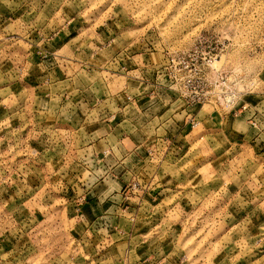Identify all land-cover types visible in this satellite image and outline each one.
I'll use <instances>...</instances> for the list:
<instances>
[{
  "label": "rangeland",
  "instance_id": "rangeland-1",
  "mask_svg": "<svg viewBox=\"0 0 264 264\" xmlns=\"http://www.w3.org/2000/svg\"><path fill=\"white\" fill-rule=\"evenodd\" d=\"M96 2L100 3L102 11L95 16L93 24H86L82 16H77L78 9L66 7L63 10L57 9L51 15L46 11L47 23L53 28L59 23L58 12L73 21L67 26V35L65 31L60 30L58 34L53 33L54 39L40 46L48 53L46 57L39 55L40 47L29 46L28 41L20 38L18 32H9L4 40H0V75L5 77L4 85L0 86V128L3 127V121L11 117L8 119L9 127L0 131V176L4 181L13 182L11 185H5L7 191L2 194L4 200L12 197L13 204L28 203L27 200L21 201L15 196L18 171L22 180L32 189L29 199L41 197L43 193L48 192V186L43 184L41 177L33 171L39 170L41 165L35 164V158L30 157L29 153L45 152L41 139L47 131L41 132V129L67 132L69 127L57 129L58 122L55 120L37 117L29 121L21 114L31 112L35 107L34 99L41 96L39 84L46 73L37 66L42 60L54 63V75L58 82L65 81L74 71L80 69V63L73 59L78 54L71 47L66 48L78 37L88 41L90 45L83 48V71H100L107 78L110 89L120 90L117 108L127 106L125 84L137 86L135 78L129 81L124 77V73H132L139 68L136 57H140V64H156L154 57L159 53L160 56H166L172 64L175 57L170 53L175 51L178 55H183L179 50L187 47L190 42L197 41L199 37L209 36L213 38V55L218 49L228 51L230 70L226 74L227 78L230 79L235 72L238 77L245 79L247 94L244 96V103L256 108L264 98V92L259 88L264 85V0H138L140 3L151 4L152 7L141 9L143 14L134 19L120 15L115 17V22L108 18L103 23L99 21L105 14L119 10V0ZM24 11L0 4L2 28H8L20 21ZM96 11L98 10L94 9V12ZM81 29L85 32L92 29L94 34L82 36ZM129 33L134 35H128ZM96 35L105 45L113 39L127 36L124 40L126 53L117 61L118 67L97 68V62L103 63V57L99 53L92 63H88V59L92 58L93 47L102 46L99 42L91 44ZM28 39L38 43L40 33L34 31ZM28 53H31V57L25 59ZM114 56H120V50H117ZM217 59L219 61L225 57L220 56ZM175 67L180 70L183 66L176 64ZM161 72L165 73L164 80L171 79L165 67L161 66L159 69L154 68L149 74L152 83L160 78ZM13 76L21 78L7 79ZM150 92L151 89L149 95L134 97L136 107L143 109L148 104L151 99ZM169 95L175 99L171 91ZM103 98L101 96V99ZM244 103L239 104L230 114L232 119L236 118V111H240L241 117L244 115ZM169 107H162L157 115L163 116ZM207 107L206 104L195 103L189 107L187 115L194 117ZM183 111L180 110L181 113ZM77 116L81 120L84 119L82 112L78 111ZM211 116L212 123L218 126L219 112L213 109ZM122 123L123 116L119 112L114 119L107 121V125L111 127ZM100 128L101 125L97 122L89 134L98 132ZM210 128L211 125L206 124L203 125V132L195 133L192 120L181 119L164 132L163 140L167 144L166 158L172 163L180 161L179 167L182 170L178 174L169 171L166 175L161 170L160 178L155 183H152L153 178L142 177L150 186L140 195L150 211L144 212V218L138 219L134 228L129 226V230L140 238L132 250L138 258L135 264H264V210L260 208L261 203H264V197L260 196V193H264V183L261 182L264 180V173L260 172L258 164L256 174L250 176L252 184L256 185L255 191L252 184H249L248 190L240 193L235 184L228 183L226 192L222 194L221 190L225 188V184L215 179L212 173L224 165L228 152L226 149H217L211 155L203 154L204 145L201 140ZM17 129H20L18 133L15 131ZM148 139L151 142L145 148H139L137 144V162H141L140 157L147 159L148 149L160 143L157 136ZM229 140L230 146H236L237 154L244 151L246 145L243 134L237 133L230 136ZM248 147L257 158H261L260 163H264V141L259 145L250 142ZM185 164L187 167H184ZM53 171L58 169L54 168ZM119 182L121 191L130 197L121 201V207L129 211H141L140 206L135 203L136 196L128 190V182L123 177ZM50 186L53 189L50 193L51 204L58 211L45 216L42 209L37 207L34 210L36 220L39 224L47 222L54 237L57 235V229L61 228L68 233L71 241L78 242L81 234L75 224V212L72 208L64 207V201L73 193L71 190L68 194L57 193L55 177L50 181ZM228 193H231L230 197L227 196ZM239 196H243L246 201L243 206ZM94 200L93 205L91 201ZM97 203L95 197L88 194L80 205L81 215H87L93 223L100 215L96 209ZM111 206V201L106 202L105 211ZM27 211L25 208V212ZM69 224L72 227H69ZM14 244V240L5 241L4 250L10 251ZM142 246L147 250L145 256L142 255ZM94 247L93 245V249ZM81 250L83 251V248ZM147 255H150V258ZM88 258L89 253L85 251L78 260L88 264Z\"/></svg>",
  "mask_w": 264,
  "mask_h": 264
},
{
  "label": "clouds",
  "instance_id": "clouds-1",
  "mask_svg": "<svg viewBox=\"0 0 264 264\" xmlns=\"http://www.w3.org/2000/svg\"><path fill=\"white\" fill-rule=\"evenodd\" d=\"M0 4L25 10L21 20L14 25L8 28H2L0 25V40H4L9 32H18L20 38L28 41L29 46L37 47L54 39L53 33L58 34L60 30L65 31L67 35V26L73 22L67 15L58 12L59 23L53 28L47 23L46 11L51 15L57 9H78L77 16H82L86 24H93L95 16L102 11L100 3L96 0H0ZM118 7V11L105 14L99 22L103 23L108 18L115 22V17L120 15L134 19L143 14L141 9L147 10L152 5L140 3L138 0H119ZM94 9L98 11L94 12ZM49 29L51 31H48ZM34 31L40 33L38 43L28 39ZM81 34L86 36L94 33L92 29L87 32L81 29ZM126 38L127 36L113 39L105 45L96 35L91 44L99 42L102 46L93 47L92 58L88 59V63H92L99 53L103 57V63L97 62V68L118 67L117 61L126 53ZM212 39L210 36L199 37L197 41H192L187 47L179 50L183 55L173 51L170 53L175 57L172 64L166 56H160L159 53L154 57L156 64H140V57H136L139 68L135 72L124 73V77L129 81L135 78L137 86L125 84L127 106L122 108L116 107V102L120 99L119 89H110L107 78L100 71H83V48L90 46L88 41L78 37L66 46L78 54L73 59L79 62L81 67L65 81L56 80L54 63L42 60L37 66L46 73L39 84L41 96L34 99L35 107L31 112L21 115L29 121L37 117L55 120L58 122L57 129L69 127V131L41 129V132L47 131L41 139L45 152L29 153L30 157L35 158L34 163L41 165L39 170L33 171L41 177V182L48 186V192L43 193L41 197L29 199L32 189L22 180L18 171L15 196L21 201L27 200L28 203L13 204L12 197L4 200L2 194L7 191L5 185H11L13 182L4 181L0 176V264H83L78 257L83 256L85 251L89 253L88 264H135L138 258L132 250L140 238L129 230V226L134 228L136 221L144 218V212L150 211L140 195L150 186L142 177L153 178L152 183H155L160 178L161 170L165 175L169 171L178 174L182 170L179 167L180 161L172 163L166 158L167 144L163 140L164 132L173 127L177 120L191 119L195 133L203 132V125H211L201 140L204 155H211L217 149L227 150L228 156L224 165L212 173L215 179L225 184V188L221 190L222 194L226 192L228 183L235 184L240 193L248 190L249 184H252L250 176L256 174L258 164L260 172L264 173L261 158H257L248 147L250 142L259 145L264 141V98L256 108L244 103V96L247 94L245 79L238 77L235 72L230 79L227 78L226 74L230 70L228 51L218 49L213 55ZM117 50H120V56H114ZM47 54L40 47L39 55L46 57ZM220 56L225 59L218 61L217 57ZM30 57L31 53H28L25 59ZM176 64H181L182 69L177 70ZM161 66L165 67L171 79L164 80L165 73L161 72L160 78L152 83L149 74L154 68L159 69ZM24 74H27L26 71ZM19 78L21 77L13 76L7 79ZM4 83L5 77L0 75V86ZM141 85L146 87L142 88ZM259 88L264 92V85ZM150 89L151 99L148 104L143 109L136 107L134 97L149 95ZM169 91L175 99L169 95ZM101 96L104 98L101 99ZM195 103H203L208 107L190 118L187 115L188 109ZM241 103H244V115L241 117L240 111H236V118L232 119L230 114ZM164 106H170L169 110L163 116H158L157 113ZM181 109L184 110L183 113L180 112ZM213 109L219 112L218 126L212 123ZM78 111L84 114L83 120L77 116ZM118 112L123 116V123L117 127L107 125V121L114 119ZM8 119L3 121L0 131L9 127ZM97 122L101 125L100 130L90 135L89 132ZM15 131L18 133L20 129ZM237 133L245 136L246 145L244 151L239 154L234 144L230 146L229 140L230 136ZM153 136H157L160 143L148 149L147 159L140 157L141 162H137L139 148H145L151 142L148 138ZM45 164L47 167H44ZM184 167H187V164ZM54 168L58 171H53ZM53 177L57 193L68 194L69 190L73 193L64 201V207L72 208L75 212V224L81 234L78 242L71 241L68 233L61 228L57 229V235L54 237L47 222L39 224L36 220L34 210L37 207L42 209L45 216L58 211L51 204L50 193L53 189L50 181ZM121 177L128 182V190L136 196L135 203L140 206L141 211H129L121 207L122 200L130 199L121 191ZM261 182L264 183V180ZM252 188L255 191L256 185L252 184ZM88 194L98 201L96 209L100 215L94 223L87 215L80 214V205ZM227 196L230 197L231 193ZM260 196L264 197V193H260ZM239 199L243 206L246 201L243 196H239ZM108 201L112 202V206L105 211L104 205ZM25 208L28 209L27 212ZM260 208L264 210V203H261ZM69 227L72 225L69 224ZM12 240L15 244L10 251H5L4 242Z\"/></svg>",
  "mask_w": 264,
  "mask_h": 264
},
{
  "label": "crops",
  "instance_id": "crops-1",
  "mask_svg": "<svg viewBox=\"0 0 264 264\" xmlns=\"http://www.w3.org/2000/svg\"><path fill=\"white\" fill-rule=\"evenodd\" d=\"M91 203L94 205L95 204V200L94 201H91ZM81 212V211H80ZM81 214V213H80ZM143 247V250H142V255H146V252H147V250H145V248H144V246H142ZM148 254V253H147ZM148 257L150 256V255H147ZM150 258V257H149ZM149 261V259H147V262ZM143 262H144V260H143Z\"/></svg>",
  "mask_w": 264,
  "mask_h": 264
}]
</instances>
